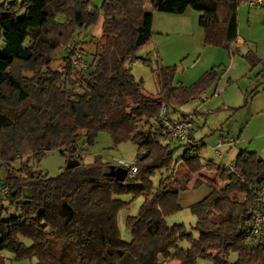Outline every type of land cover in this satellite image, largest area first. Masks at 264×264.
<instances>
[{
  "label": "trees",
  "instance_id": "16d2710c",
  "mask_svg": "<svg viewBox=\"0 0 264 264\" xmlns=\"http://www.w3.org/2000/svg\"><path fill=\"white\" fill-rule=\"evenodd\" d=\"M240 1L0 0V185L6 187L0 193V264L3 250L14 259L33 257L34 264H193L198 258L264 264V233L255 242L249 236L264 157L241 148L228 161L233 170L227 169L221 161L231 137L221 147L222 160L204 159L205 143L191 130L195 111L176 113L218 80L216 67L184 85L173 82L174 64L159 66L151 95L129 65L151 38L155 11H198L204 42L231 54ZM91 25L90 58L77 67L71 57L82 55L87 41L74 36ZM241 55L251 69L258 66L259 81L244 96L245 105L258 86L264 90V65L252 46ZM159 114L189 119L187 139L169 142ZM100 131L108 133L111 147L123 141L136 147L135 169L128 168L122 181L105 174L112 162L101 154L82 162V146L92 145ZM50 150L79 164L49 175L21 159L38 162ZM201 184L209 191L188 205L194 223H167L165 216L181 208L179 192ZM137 196L136 213L124 218L126 241L117 213Z\"/></svg>",
  "mask_w": 264,
  "mask_h": 264
},
{
  "label": "rangeland",
  "instance_id": "374dc122",
  "mask_svg": "<svg viewBox=\"0 0 264 264\" xmlns=\"http://www.w3.org/2000/svg\"><path fill=\"white\" fill-rule=\"evenodd\" d=\"M94 3L100 4L102 0H93ZM246 5V1L241 0L239 5ZM148 9V5H146ZM251 9H263L264 5L251 7ZM184 14L186 22V30L184 34H178V31H173L174 29H179L181 23L177 21H172L167 24H163L159 20H155V24L152 30V37L143 46L136 50V54L139 56L130 62V70L136 79H141L142 89L144 92L154 95L157 90L155 72L158 67L165 65H175V73L173 77L174 83H182L188 85L196 80L205 70L210 67H216L218 75L221 74V70L224 64H227L228 54L224 47L204 44L197 39V31L202 33L201 26L198 25L197 18L199 12L197 11V16H193L189 11H195L191 8L187 10ZM157 15L163 12L155 11ZM158 16H156L157 18ZM158 28L168 29L167 32L162 33L157 36ZM96 29V25H91L88 28H80L77 35L74 36L76 40L87 41L84 44L82 58L79 61L81 67L87 64L92 50V45L88 42L91 33ZM155 44H161L159 50L155 47ZM62 50L57 52V57L62 54ZM226 53V54H225ZM243 58L241 53L237 52ZM140 58H144V61ZM244 59V58H243ZM221 60V61H220ZM215 62L212 64V62ZM59 59L57 58L53 62V66H57ZM263 65V63L261 62ZM219 65V66H218ZM221 66V67H220ZM258 66L250 68L246 71L245 75L236 77L235 79L223 80L221 83H215L218 85L216 87L220 88L217 94H213L212 87H208L203 94H206V98L203 95V99L196 97L194 100H190L187 103L178 107V113H187L193 110H198V113L194 115V122L192 124L196 125V136L202 137L205 143L201 149V153L204 159L213 157L215 160L217 157L214 156L211 146L214 144V139L219 134L223 132L225 135L229 133L230 137L235 138L234 144L227 150H223L224 159L226 161L232 160L236 152L241 148H247L249 150H255L257 154L264 157V108L260 109L259 105L256 106L251 104V98L257 99L260 94H263L261 86H258V92L250 96L247 104L244 105V96L253 88L259 81L258 78L254 76L257 71ZM234 72L233 69L230 70ZM219 79V78H218ZM215 87V88H216ZM252 98V99H253ZM235 108V110H233ZM217 128V129H215ZM226 132V133H225ZM83 151L82 162H90L95 154H101L103 160H110L112 164L116 165V159H122L126 165L131 163L136 156V147L130 141H123L117 144L115 147H111V140L106 131H100L92 145L85 147ZM182 152V148L175 152V157H178ZM27 158V159H26ZM76 158V157H75ZM24 162L32 165L34 168L46 171L49 175L57 174L63 166H65L66 156L61 155L57 150H50L45 152V154L39 159L32 160L30 157L22 156L21 158ZM19 161H15L13 165L17 166ZM154 185L158 181V172L152 177ZM203 187H207L205 184L198 185L195 188H190L192 190L187 193H193L196 196L202 197ZM208 188V187H207ZM178 202L181 206L180 209L173 211L165 216L167 223L172 222H182L186 226L193 224L195 221L194 215L190 212L188 205L184 203L183 200L179 199ZM190 200V199H189ZM197 200V199H196ZM193 200L190 203L196 201ZM142 201V196L135 197L127 208H122L117 213V224L121 232L123 240L130 239V232L125 227L124 218L128 214H135L139 204ZM7 205L6 203H4ZM11 212V210H9ZM5 213L3 212V215ZM183 245L187 246L188 243L183 241ZM2 255L5 257L3 264H34L35 259L33 257H23L19 259H14L11 252L7 250L2 251ZM234 253L231 254V259L234 258ZM208 261L198 258L193 264H207Z\"/></svg>",
  "mask_w": 264,
  "mask_h": 264
},
{
  "label": "crops",
  "instance_id": "0c3cea01",
  "mask_svg": "<svg viewBox=\"0 0 264 264\" xmlns=\"http://www.w3.org/2000/svg\"><path fill=\"white\" fill-rule=\"evenodd\" d=\"M256 6H260V5H249L248 2H246V5H240L237 7V38H236V42L235 44L232 46L231 54H226L225 56L227 57V64L223 65L222 68V72L221 74L218 75L219 79L217 80V83H221L223 82V80H229L231 79H235L238 76L241 75H245L246 71L248 69H250V65L249 63L243 59L242 57H240V55L236 54L237 52L242 53L246 50V48L248 47H254L255 49V53L257 55V57H259V59L261 60V62L264 65V10L263 9H251V7H256ZM192 9V8H191ZM187 10H189V8L185 9L184 12L180 13V14H175V13H168V12H163L161 14H166V15H160V13H158L159 15H157L156 12H153V19H152V25H151V29L153 30V26L155 24V20H159L160 22H163V24H167L169 22L172 21H177V23H181L179 27V29H174L173 31H178V34H186L185 30H186V22H185V18L183 17L184 14L186 12H188ZM194 10V9H193ZM192 13H189L193 16H197V11H189ZM156 16H158L156 18ZM168 29H163V28H158L157 30V36H160L162 33L167 32ZM151 38H153L151 36ZM197 39L200 40L204 46L206 47L207 45L204 43L203 40V30L202 33H199L197 31ZM154 43V40H153ZM155 47H157V50H159V47L161 44H155ZM236 49V51H235ZM221 61V60H220ZM215 63L214 61L212 62V64ZM130 65V63H129ZM161 66V65H160ZM233 69L234 72H231L230 70ZM217 83H215L212 87V92L215 90V87L218 85ZM205 96L206 98V94H202L201 95V100L203 99L202 96ZM196 97L192 98L191 100H194ZM253 98V97H252ZM251 98V104L253 105H259V108L262 109L264 108V97L263 94H260L259 97H257V99ZM195 111V114L192 115V117L194 118V115H196L198 113V110H193ZM192 111V112H193ZM189 113V112H187ZM191 113V112H190ZM196 125L192 124L191 125V130L193 133V136L195 138H202V137H197L196 136ZM217 129V128H215ZM226 133V132H225ZM217 135H224L223 132H219V134ZM225 135L230 136L229 133H226ZM232 137V136H231ZM234 138V137H233ZM235 139V138H234ZM235 142V140H234ZM233 142V144H234ZM193 189V188H192ZM192 189H186L184 191H181L182 194L179 195V199L183 200L184 203H186L187 205L190 204L191 201L193 200H198L200 198H202L204 195H206L209 191V189L207 187H203L202 192L203 193L202 197L200 196H196L193 193H187L188 191L192 190ZM190 199V200H189Z\"/></svg>",
  "mask_w": 264,
  "mask_h": 264
},
{
  "label": "built area",
  "instance_id": "2783aa9c",
  "mask_svg": "<svg viewBox=\"0 0 264 264\" xmlns=\"http://www.w3.org/2000/svg\"><path fill=\"white\" fill-rule=\"evenodd\" d=\"M249 5H264V0H248ZM82 56L80 52H75L71 57V62L73 65L77 67H81L82 65L79 64ZM220 88L216 87L213 91V94H217ZM160 118L162 119L163 124L166 127V135L165 138L169 142H175L178 140H186L187 139V130L190 127L189 119H170L168 117L162 116L159 114ZM233 141V138L227 137L223 138L221 136H217L214 140V144L210 147L214 155L221 159V147L225 145H229ZM193 144H197L193 142ZM135 160V159H134ZM134 160L131 163H126L122 159H116V165L125 167L126 169L131 168V172L134 171ZM222 160V159H221ZM223 166L229 170H233V165L226 161H221ZM6 189L5 186L0 185V193L4 192ZM252 210V222L249 231L250 241L255 242V240L264 233V180H262L255 191V196L252 201L251 205Z\"/></svg>",
  "mask_w": 264,
  "mask_h": 264
},
{
  "label": "water",
  "instance_id": "95a60500",
  "mask_svg": "<svg viewBox=\"0 0 264 264\" xmlns=\"http://www.w3.org/2000/svg\"><path fill=\"white\" fill-rule=\"evenodd\" d=\"M79 164V160L76 158H67L65 162V167L70 168ZM106 175L113 177L115 180L122 181L124 180L127 169L122 166L109 165L108 170L105 172Z\"/></svg>",
  "mask_w": 264,
  "mask_h": 264
}]
</instances>
